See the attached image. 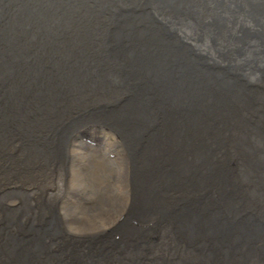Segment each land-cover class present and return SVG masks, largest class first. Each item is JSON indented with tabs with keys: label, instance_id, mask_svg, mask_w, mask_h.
<instances>
[{
	"label": "bare ground",
	"instance_id": "6f19581e",
	"mask_svg": "<svg viewBox=\"0 0 264 264\" xmlns=\"http://www.w3.org/2000/svg\"><path fill=\"white\" fill-rule=\"evenodd\" d=\"M0 264H264V0H0Z\"/></svg>",
	"mask_w": 264,
	"mask_h": 264
},
{
	"label": "rangeland",
	"instance_id": "374dc122",
	"mask_svg": "<svg viewBox=\"0 0 264 264\" xmlns=\"http://www.w3.org/2000/svg\"><path fill=\"white\" fill-rule=\"evenodd\" d=\"M57 185L59 186V188H60L61 191H62V188L60 187V181H59V180L57 181Z\"/></svg>",
	"mask_w": 264,
	"mask_h": 264
}]
</instances>
